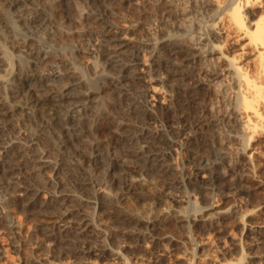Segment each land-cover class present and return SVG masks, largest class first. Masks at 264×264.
Instances as JSON below:
<instances>
[{
	"label": "bare ground",
	"instance_id": "obj_1",
	"mask_svg": "<svg viewBox=\"0 0 264 264\" xmlns=\"http://www.w3.org/2000/svg\"><path fill=\"white\" fill-rule=\"evenodd\" d=\"M89 1L91 8L85 15L93 23L89 41L96 39L97 43L93 48L81 45L78 55H98L103 71L96 80L86 78L67 53L54 48L56 45L49 49L35 36L41 30L50 43L58 45L59 38L74 34L49 24L54 19L53 9L64 16L68 3L60 1L53 7L51 3L33 6L31 0H0V41L7 42L12 51L21 48L25 54L13 55L10 49L0 47V71L15 65L10 85L14 90L11 97L17 99L0 96V133L8 129L7 117L21 110L50 140L70 178L63 181L49 174L52 160L38 148L36 134L15 140L0 152V188L6 192L7 201L16 205L27 199L20 204L45 219L40 231L47 255L32 258V263L75 264L70 261L74 257L88 259L95 255L96 259L84 261L85 264H112L127 250V258L122 257L120 264H129L131 259L139 257L141 248L147 255L159 252L166 242L171 250L176 248L181 241L178 243L171 234L172 223L178 226L193 223L212 231L219 229L227 217L242 225L245 237L259 240L264 222L254 225L247 218L249 203L238 200L230 206L224 205L229 195L242 191V185L227 180L219 172L222 165L210 161L219 156L223 160L221 164L227 165L224 162L227 156L215 147L218 139L215 126L226 123L233 131L247 134L249 142L264 134V0H203L200 7L197 0H188L189 12L198 15L201 8L203 12L213 10L217 16L204 37V43L212 45L203 52L192 49L185 38L172 35L157 39L154 50L149 52L142 44L150 41L134 45L136 40L126 26L112 21L110 4L114 0ZM132 1L135 3L129 0ZM18 5L24 13L19 8V13L13 10ZM158 5L146 14L141 13L131 26L149 25V17L161 13L166 25L181 28L178 20L185 13L175 9L173 0ZM12 15H17V21L31 32L29 35L19 36ZM49 59H55V63ZM204 59L209 61L208 67L198 71L197 65ZM48 61L53 63L41 69V64ZM221 76L229 79L228 88L233 93L232 100L227 102L232 106L228 116L210 115L206 102L210 86L204 80L210 82ZM104 92L116 93L119 101L112 100L109 108L103 109L100 96ZM193 112L198 115H192ZM99 121L114 127L112 137L122 143L116 154L100 151L101 144L93 139ZM236 135H226L223 146L239 140ZM85 137L91 145L82 151L74 142ZM182 147L187 162L180 169L174 151ZM110 166L118 167L119 171L112 172L109 183L102 185L96 179L106 178ZM243 166L245 163L240 162L231 174L237 176ZM92 167L100 170L98 178L94 177ZM150 172L159 173L166 188H161ZM184 182L195 190L192 200L171 191L180 189ZM148 187H159L160 191L147 195L144 191ZM117 189L122 191L119 199ZM126 195L149 201L156 199L157 204L143 210L123 209L118 200ZM191 202L196 211L190 218L187 204ZM111 205L114 210L107 213L110 219L107 222L103 214ZM0 219L6 220V213L0 214ZM91 226L97 230L90 229ZM223 233L244 250V239L238 241L228 230ZM104 239L119 244L117 248L107 247L101 244ZM227 243L223 241L218 247L224 255L231 251ZM3 259L7 256L0 244V264L6 263ZM160 261L157 257L155 264ZM184 264L192 262L186 259Z\"/></svg>",
	"mask_w": 264,
	"mask_h": 264
},
{
	"label": "rangeland",
	"instance_id": "obj_2",
	"mask_svg": "<svg viewBox=\"0 0 264 264\" xmlns=\"http://www.w3.org/2000/svg\"><path fill=\"white\" fill-rule=\"evenodd\" d=\"M60 1H64L68 3L66 4L67 13H65L63 16L57 9L54 8L53 10L55 12L52 11V13L54 14V15L52 14V19L53 18L54 19L49 23V24L52 23L50 27L52 28L60 27L62 31L71 30L74 34L71 33V35L67 36V38L66 37L59 38V41L57 42L58 45L55 44L56 42L50 43L48 41L47 35L43 34V31L41 30H40L41 32L40 31H37L38 33L35 32L36 33L35 36L39 40H41V42H44L45 45L49 46L50 47L49 49L52 48L51 46L53 44L54 46L56 45L54 48H58V50L67 53L70 59L72 58L71 61L73 62V64H75L82 72H84L86 78L90 80H96L100 77L101 74L100 71L101 72L103 71V69H101L99 66L100 59L98 55L88 54V56L85 57H80L78 55V48L81 45H86V47L88 48H93L94 44L97 43L96 39L93 41H89V39L91 38L89 33H91L93 23H91L90 19H87L85 15H87V12L90 11L91 8L90 1L89 0L86 1L85 0H73V1L72 0H45V1L31 0L32 2L31 5L42 6L45 3H51L54 7V5L56 3H60ZM162 1L165 0H160V1L135 0V3L134 1L129 2V0H126L125 3L119 0H114L110 4L111 6L110 11L112 12L111 19L116 25L123 24L124 25V27L122 26L123 28H125L126 26L125 29L128 30L129 34L132 35V37L135 38V39L133 38V40H136L134 42L136 44L133 43L134 45L142 44L141 41H145V40H147L148 42L150 41L149 44H145V43L142 44L148 47L149 52L150 51L152 52L154 50L153 46L157 42L156 41L157 39H159L160 37H166V36L168 37V35H172L173 37L185 38L188 41L187 44L191 46L192 49L199 52H203L204 49L207 50L209 48V45H212V43L209 42H206L207 44L204 43V41H206L204 39L206 38L205 35H208L207 29H209L210 27L209 25H211L214 19L217 18L215 11L205 10L203 12L204 9L202 7L203 10L199 8L201 13H199L198 15L195 14V12H189L188 0H173L175 9L185 13V16L183 18H180V20H178L179 25H181L180 26L181 28L179 29L177 28L175 29L174 25L171 24L166 25L163 17L161 16V13L157 16L149 17L151 21L149 25L145 26L142 24L140 26L132 27L133 24H136L137 20L140 19L142 14L144 13L146 14L148 11L153 10L154 6H159L158 4ZM137 2L138 4H136ZM196 3L199 5L198 7H200V5L203 4V0H197ZM16 9L17 11L19 10L23 13L25 12V10L21 8L19 5L15 6L13 10ZM12 18L13 21H15L13 22V24L17 26L15 27L17 28V32L19 33L20 37H24L23 35L27 36V34L29 35L31 33L28 32L21 25L19 21H17L18 19L17 15H14V17L12 15ZM77 20H79L80 22ZM59 23H61V26ZM7 45H8L7 42L0 41V47H2L3 49L4 48L10 49V51L14 53L13 55L23 54L25 56L21 48L20 49L15 48L16 50L12 51L13 49ZM58 46H60L61 48ZM235 48L236 47H234L233 49ZM49 60L53 62L55 61V59H49ZM97 60L99 62H97ZM50 61L41 64L42 66H40V68L41 69L46 68L48 64L53 63ZM208 64L209 61L207 60L205 61V59L204 61H201L197 65L198 71L199 69L202 70L204 67L207 68ZM97 65L99 66L98 68L100 70H98ZM13 70L15 71V65L13 66L12 64H10L8 67H6L4 71H0V78L2 79V80L0 79V96L9 100L12 99L13 101L14 100L16 101L17 99L11 97L14 91L13 86L10 85V80H11V76L13 75ZM106 71L107 70H105L104 73ZM6 73L7 75H5ZM228 80L229 79H227V77L225 76L224 77L221 76L220 78L210 82L208 80H204L206 85L210 86V91L208 92L209 94H207L206 97V102L209 103L207 104L209 106L208 112L210 113V115L215 114L219 116L221 115L228 116L229 111L232 109L231 104L227 103L230 100H232V96H233V93L228 88L229 87ZM7 82L9 84H7ZM102 95L103 96H100L101 97L100 101L101 104L103 102L102 104L103 109L104 108L108 109L112 100L119 101L116 93L104 92ZM117 107H120V105H118ZM117 109L118 111L122 110L120 108ZM194 114L195 116L198 115V113L193 112L192 115ZM7 120H8V129L0 133V152L4 149L5 146L9 145L15 140H21L22 138L24 139L32 134H36L38 135L37 138L38 148L41 151L46 152L47 155L52 160L53 168L50 170L49 174L51 176L55 175L58 177V179L63 181L70 180L69 176L66 173V170L63 168L59 156L57 155L55 149L53 148V145L51 144L50 140L44 136V134L43 135L41 134L40 128H38L39 126L35 121L31 120V118L25 113H23L21 110H16L12 114H10L7 117ZM224 124L226 123H221L214 127V129L216 130V134L218 136L217 144L215 147H217V151L219 152L221 151V154L227 156V158L224 160V162H227V165L221 164L223 160L219 156L213 157L210 162L222 165L219 169V172L222 173V175H224L227 180L236 182L240 186L242 185L241 187L242 191L239 193H234L229 195L225 200L224 205L230 206L238 200L248 202L249 206L247 208V211L249 215L247 216V218L250 221H252V224L254 225L262 224L264 222V134L262 136L260 135L252 139V141L250 140L249 142V140H247L249 139V136H245L247 134L233 131L230 127H227V125ZM114 133H115V129L109 123L102 121L101 122L99 121L97 123L96 129L94 131L93 139L101 144V146L99 147L100 151H108L109 154H116L120 150L122 143L120 142V140H117L112 137ZM226 135L227 136L236 135L238 136L239 140H234L233 142L229 143L230 145L228 144L223 146L222 143L223 141H225L226 139L225 137H227ZM220 137H223L224 140L223 138L220 139ZM173 138H177V136H173ZM240 138L242 139V141L240 140ZM88 141L89 140H87V138L85 137L83 139L75 141L74 144L80 150L86 151L87 149L90 148L91 145L90 142ZM218 145H220L221 148H218L219 147ZM247 145H251V146L247 147ZM174 159L178 160L176 162L179 165L180 169L183 165L185 166V163L187 162V156L185 151L183 150V147L177 151H174ZM240 162L245 163V166L239 168L238 171L239 173L237 176L232 175L231 174L232 168L233 169L236 168ZM184 166L182 168H184ZM107 169H108L107 177L100 179L98 178L100 174V170L92 167V173L94 177L98 178L96 180L100 182V184L102 185H106V183H109V181L113 176L112 172L116 171L117 173L119 171L118 167L113 168L112 166H110L107 167ZM150 173H151L150 177L153 178L161 188H166V183L161 178L159 173L157 172H150ZM185 183L186 182L182 184L180 189H174V190L172 189L171 191L179 195L181 194V196H184L185 198L192 200L196 195L195 190L191 185ZM117 191L118 192L116 195L118 198L121 195L122 191L120 189H117ZM158 191H160L159 187L154 189L148 187L145 189L144 193H146L147 195H149L150 193L158 194ZM124 197H121L122 199L118 200L119 205L123 209L133 210L136 207H138L139 209L143 210L146 207H150V206L153 207L157 204L156 199L149 201V200H143L142 198L141 199L136 197L134 198L128 195ZM6 198H7L6 192L4 191V189L0 188V214L3 215L4 213H6V220L0 219V244L4 248V255L7 256V259H3L2 262L4 263V260H7L6 263L4 264H33L31 261L32 258L45 257L47 255L46 254L47 251L43 245L44 239L40 231L41 226L45 223V219L35 212L27 211L20 204L21 202L22 203L27 202V199L21 200L20 203L15 202L16 205H13L10 204ZM200 202L201 205H205L204 200H200ZM112 206L113 205L105 208L106 211L105 214H103L104 216L103 218L109 220L107 222H110L107 213L112 212L114 210L113 209L114 207ZM187 206H188L187 208L188 216L190 218L194 217L196 210L195 207H193L194 206L193 203L191 202L190 204H187ZM224 222H225L223 223L224 226L223 225L218 226L219 229L222 227L220 231L219 229L217 230L215 229L216 231L215 230L207 231L204 229H200L197 225H193V223H186L185 224L186 226L185 225L178 226L176 223H172L169 227L170 228L169 230L171 231V234L177 238L178 243L179 241H181L180 244L176 246V248L174 247V249L171 250L170 245H168V242H166L165 243L166 245H162L161 249L159 248L160 250V251L158 250L159 252L156 251L157 254L155 253L154 255H151L148 253L149 255H147L146 252L143 250V248L140 247L142 249V251H140L141 254L139 255L138 258L136 257L134 259H131L129 261V264H144V263L155 264L157 257L161 258L162 260L157 264H184L186 259H189L192 262V264H212L214 263V261L216 264H230V263L264 264V236H263L264 229L262 231V235L260 234L258 236L259 240L255 241L253 237L248 238L244 236V233L242 231V225L235 222L233 217H227L226 219H224ZM94 228L95 227L93 226L90 227V229L95 230L96 228L95 229ZM224 230L231 231L232 236H235V238L238 241L240 239H244V241L246 242L244 250L241 249L240 246L231 243L230 241L231 236L227 235L226 233H223ZM223 241H227L228 242L227 246L231 248L230 253L226 255L222 254L218 248L219 245L223 244ZM141 243L144 244V246L146 245L144 241H141ZM101 244L107 245V247L113 246L114 248H117L119 243H113L111 241H106L104 239V241L101 242ZM169 251L171 252L169 253ZM127 252L128 251L125 250L123 256H120L116 261H113L112 264H120L122 257L127 258V255L129 254ZM159 253L161 254L164 253L165 255L163 254V256L162 255L157 256ZM94 259H96L95 255L88 257V259L85 258L81 259L74 257L70 260L64 257V260L73 261L75 264H85L84 261H89Z\"/></svg>",
	"mask_w": 264,
	"mask_h": 264
}]
</instances>
